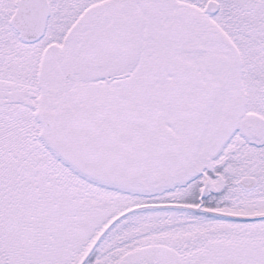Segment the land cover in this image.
Listing matches in <instances>:
<instances>
[{
  "label": "snow or ice",
  "instance_id": "6c2138e0",
  "mask_svg": "<svg viewBox=\"0 0 264 264\" xmlns=\"http://www.w3.org/2000/svg\"><path fill=\"white\" fill-rule=\"evenodd\" d=\"M0 264H264V0H0Z\"/></svg>",
  "mask_w": 264,
  "mask_h": 264
}]
</instances>
